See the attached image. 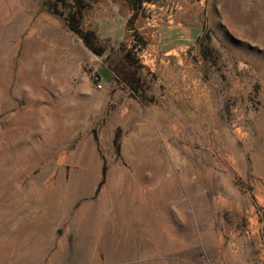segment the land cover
<instances>
[{"label":"rangeland","instance_id":"rangeland-1","mask_svg":"<svg viewBox=\"0 0 264 264\" xmlns=\"http://www.w3.org/2000/svg\"><path fill=\"white\" fill-rule=\"evenodd\" d=\"M178 1L92 0L100 54L45 0H0V264H264V0L174 80L144 48Z\"/></svg>","mask_w":264,"mask_h":264},{"label":"crops","instance_id":"crops-1","mask_svg":"<svg viewBox=\"0 0 264 264\" xmlns=\"http://www.w3.org/2000/svg\"><path fill=\"white\" fill-rule=\"evenodd\" d=\"M250 1L252 0H179L171 7L165 3L152 2L150 9L154 12L159 9L163 16L151 14L147 17V24L153 27L145 31L148 42L144 49L150 50V54L154 55L151 58L152 62L148 64L151 65L150 69L164 77L167 72L177 70L175 75H171L174 80L186 77L181 72L183 65L180 66L178 63L186 60L188 50L192 53L194 50L197 51L195 45L205 29L216 30L221 25L231 29V15L239 14L240 18H243L242 5L238 6L236 2L244 4ZM259 29L262 30L264 37V26ZM192 80L202 79L196 75Z\"/></svg>","mask_w":264,"mask_h":264},{"label":"trees","instance_id":"trees-1","mask_svg":"<svg viewBox=\"0 0 264 264\" xmlns=\"http://www.w3.org/2000/svg\"><path fill=\"white\" fill-rule=\"evenodd\" d=\"M131 6L137 11L143 6L144 1L146 0H129ZM154 1V0H147ZM46 5L49 10L62 16L67 25L76 33H78L93 51L97 53H104L107 49V46L102 43L97 31L91 27H87L84 23V16L86 11L91 7L92 0H45ZM211 37L210 34L208 36ZM143 42H145L143 40ZM137 44L133 46H128L126 42H122L120 48L124 50V58L128 64L133 68L131 76L128 74V71L123 75V80H126L128 84L131 85L132 89L139 90L142 86V83H139L140 76L136 77V65L137 59L133 56V53L136 51ZM129 66V65H128ZM117 76L114 72V77ZM105 171V169H104Z\"/></svg>","mask_w":264,"mask_h":264},{"label":"built area","instance_id":"built-area-1","mask_svg":"<svg viewBox=\"0 0 264 264\" xmlns=\"http://www.w3.org/2000/svg\"><path fill=\"white\" fill-rule=\"evenodd\" d=\"M93 81H94V83H95V85L96 86H98V87H102V80L99 78V76H95L94 78H93Z\"/></svg>","mask_w":264,"mask_h":264},{"label":"bare ground","instance_id":"bare-ground-1","mask_svg":"<svg viewBox=\"0 0 264 264\" xmlns=\"http://www.w3.org/2000/svg\"><path fill=\"white\" fill-rule=\"evenodd\" d=\"M21 6V5H20ZM30 7V6H29ZM30 9V8H29ZM13 10V9H12ZM26 14V13H25ZM32 17V16H30ZM45 17V16H44ZM34 17H32L31 19H33ZM46 18V17H45ZM43 19V18H42ZM35 21V20H34ZM45 22V21H44ZM36 23V22H35ZM41 23H42V20H41ZM34 24V23H33Z\"/></svg>","mask_w":264,"mask_h":264}]
</instances>
